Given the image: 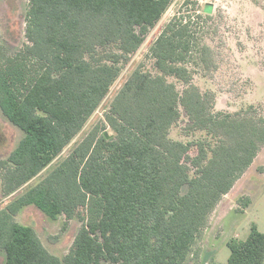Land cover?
<instances>
[{"label":"trees","instance_id":"trees-1","mask_svg":"<svg viewBox=\"0 0 264 264\" xmlns=\"http://www.w3.org/2000/svg\"><path fill=\"white\" fill-rule=\"evenodd\" d=\"M172 2L29 0V43L14 54L0 45V110L24 132L0 160L6 264H187L197 253L211 213L264 147V103L215 109L214 92L192 82L189 65L211 66L213 51L200 44L190 17L174 16L150 46L158 72L137 67L115 95L106 115L115 136L96 125L32 181L80 133L119 77L120 63ZM170 76L184 83L182 92ZM181 107L205 137L194 178L189 143L170 135ZM240 203L247 207L251 199ZM31 205L51 219H82L63 257L15 220ZM228 247L226 264H264V233L256 224Z\"/></svg>","mask_w":264,"mask_h":264},{"label":"rangeland","instance_id":"rangeland-1","mask_svg":"<svg viewBox=\"0 0 264 264\" xmlns=\"http://www.w3.org/2000/svg\"><path fill=\"white\" fill-rule=\"evenodd\" d=\"M206 5H212L210 11H206ZM28 10L29 0H0V45L5 46L11 54L29 43L25 35ZM180 14L190 17L191 28L200 44L209 45L213 51L211 66L191 63L189 67L193 72L192 82L203 92H214L215 109L235 112L250 104L264 103V0H173L162 18L149 30L142 46L129 55L128 61L120 63L122 69L119 77L80 133L33 182L66 157L96 125L110 137L115 136V131L106 120L115 95L137 67L154 74L158 72L150 46L164 26ZM168 79L181 92L185 88L184 83L176 77L170 76ZM181 112L170 135L189 143L190 178H194L202 164L199 155L205 152V137L204 133L191 128L183 107ZM23 135L24 132L0 110V160L7 158ZM186 190L187 186H184ZM243 198L251 199L249 206L244 207L240 203ZM2 200L0 207L6 204L5 199ZM15 220L34 227L44 245L60 257L68 253L82 224L80 217L67 219L61 215L51 219L35 206L20 212ZM253 224L264 233V147L211 213L209 223L195 247L197 253L190 257L187 264H226L230 255L228 242L232 238L245 240ZM0 264H6V254L2 249Z\"/></svg>","mask_w":264,"mask_h":264},{"label":"crops","instance_id":"crops-1","mask_svg":"<svg viewBox=\"0 0 264 264\" xmlns=\"http://www.w3.org/2000/svg\"><path fill=\"white\" fill-rule=\"evenodd\" d=\"M208 8L211 10L212 5H206L205 9L207 10ZM256 158H257V157H256ZM254 161H255V160H254ZM30 207H33V206H32V205H31V206H27V207H25L21 212H23L24 210H26V209H28V208H30Z\"/></svg>","mask_w":264,"mask_h":264},{"label":"water","instance_id":"water-1","mask_svg":"<svg viewBox=\"0 0 264 264\" xmlns=\"http://www.w3.org/2000/svg\"><path fill=\"white\" fill-rule=\"evenodd\" d=\"M104 135L107 137V138H109L110 136L108 135V133L107 132H104Z\"/></svg>","mask_w":264,"mask_h":264}]
</instances>
